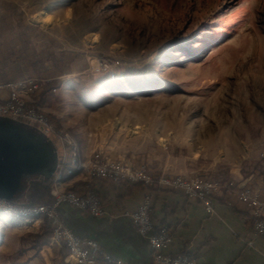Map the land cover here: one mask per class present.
<instances>
[{"label": "rangeland", "instance_id": "1", "mask_svg": "<svg viewBox=\"0 0 264 264\" xmlns=\"http://www.w3.org/2000/svg\"><path fill=\"white\" fill-rule=\"evenodd\" d=\"M13 35L20 68L0 82L54 79L42 109L81 150L153 177L220 182L238 167L262 176L264 0H0L3 63ZM103 58L113 67L94 73ZM27 226L0 223V264L38 254L44 229Z\"/></svg>", "mask_w": 264, "mask_h": 264}, {"label": "crops", "instance_id": "2", "mask_svg": "<svg viewBox=\"0 0 264 264\" xmlns=\"http://www.w3.org/2000/svg\"><path fill=\"white\" fill-rule=\"evenodd\" d=\"M15 37L13 35L12 51L8 55L12 61L1 62L0 55V73L16 72L20 68V39ZM3 44L8 48L6 41L3 40ZM26 64L30 65L31 61ZM43 80L34 101L49 111L42 98L46 85L54 79ZM6 97V92H0V101ZM94 151L80 148V159L88 160ZM109 156L116 158L112 154ZM228 173V180L219 182L220 189L211 200L213 212L208 213L200 202L187 198L181 192L156 186L116 185L89 178L84 171H77L67 179L69 189L82 193L90 187L99 195L107 213L94 216L62 204L58 214L74 235L97 242L100 250L97 264H152L148 240L139 234L125 215L135 211L148 194L151 197L150 215L155 230L164 228L171 238L166 254L176 256L185 253L193 264H264V237L255 234L253 217L239 199L243 189L251 188L264 201V181L259 172L253 169L243 172L238 167ZM30 191L29 182L20 197ZM19 224L6 226L15 225L20 230L29 228ZM30 225V229L41 231L43 228L41 223ZM64 254L60 246H51L48 241L38 254L29 252L28 264H66Z\"/></svg>", "mask_w": 264, "mask_h": 264}, {"label": "built area", "instance_id": "3", "mask_svg": "<svg viewBox=\"0 0 264 264\" xmlns=\"http://www.w3.org/2000/svg\"><path fill=\"white\" fill-rule=\"evenodd\" d=\"M113 67L110 58L99 59L92 65L96 74L109 73ZM43 81L37 77H23L15 81L0 82V92L7 97L0 101V117L25 122L51 143L56 151V169L51 178L50 203L33 206L0 198V215L7 214L13 219L26 220V225L40 224L48 220L51 228V246L64 244L68 254L66 264H97L100 250L92 239L74 235L63 223L58 208L67 204L94 216H103L107 212L100 199L90 191L76 193L69 189L67 179L75 172L84 171L89 178L102 181L143 183L145 186H159L171 191L183 193L187 198L200 202L208 213H212V196L220 189V183L208 178L195 176L153 177L145 167L135 168L131 163L114 160L94 151L91 157L82 161L80 147L76 139L63 127L55 125L45 111L34 101L41 90ZM264 161V151L261 155ZM264 181V167L262 170ZM240 201L245 204L253 217L255 234L264 237V201L259 194L245 188L239 193ZM151 197L146 195L142 204L133 212L125 215L132 221L139 234L148 240L151 249L152 264H193L187 256L165 253L171 238L166 229L155 230L150 216Z\"/></svg>", "mask_w": 264, "mask_h": 264}, {"label": "water", "instance_id": "4", "mask_svg": "<svg viewBox=\"0 0 264 264\" xmlns=\"http://www.w3.org/2000/svg\"><path fill=\"white\" fill-rule=\"evenodd\" d=\"M56 159L43 136L0 122V198L15 201L34 177L51 180Z\"/></svg>", "mask_w": 264, "mask_h": 264}, {"label": "trees", "instance_id": "5", "mask_svg": "<svg viewBox=\"0 0 264 264\" xmlns=\"http://www.w3.org/2000/svg\"><path fill=\"white\" fill-rule=\"evenodd\" d=\"M95 180H97V179H95ZM109 182H111V181H109ZM111 183L116 184V185L132 184L133 187L144 186L143 183H140V182L131 183V182L126 181V180H121V181L116 182V183L115 182H111ZM50 186H51V180H46L43 177H39V178L34 177L33 180L31 181L30 193L25 195V196L17 198L14 202L30 204L33 206L50 203V201H51V198L49 195ZM88 191L92 192L93 194H95L100 199L97 192H95L90 187L88 188ZM43 229H44L43 234L38 236V238L40 239V242H41L40 245L46 244L52 235L50 223L48 222V220H44ZM60 249L63 252H65V254H64L65 256L68 254V249L64 244L60 245ZM182 255L186 256L187 254L183 253Z\"/></svg>", "mask_w": 264, "mask_h": 264}, {"label": "bare ground", "instance_id": "6", "mask_svg": "<svg viewBox=\"0 0 264 264\" xmlns=\"http://www.w3.org/2000/svg\"><path fill=\"white\" fill-rule=\"evenodd\" d=\"M39 20V19H38ZM41 23L45 22V23H50V18L47 17V18H44V19H41L40 20ZM3 223L5 225L7 224H12V223H15V224H26V220H20V219H13L12 217H10L9 215L7 214H4V215H0V223Z\"/></svg>", "mask_w": 264, "mask_h": 264}]
</instances>
